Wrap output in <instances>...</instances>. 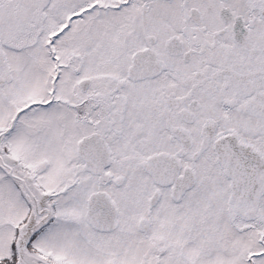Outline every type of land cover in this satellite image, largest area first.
I'll use <instances>...</instances> for the list:
<instances>
[{
    "label": "snow or ice",
    "instance_id": "snow-or-ice-1",
    "mask_svg": "<svg viewBox=\"0 0 264 264\" xmlns=\"http://www.w3.org/2000/svg\"><path fill=\"white\" fill-rule=\"evenodd\" d=\"M0 264H264V0H0Z\"/></svg>",
    "mask_w": 264,
    "mask_h": 264
}]
</instances>
